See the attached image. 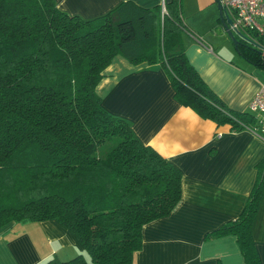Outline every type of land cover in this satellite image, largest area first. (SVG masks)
Here are the masks:
<instances>
[{"label": "trees", "instance_id": "1", "mask_svg": "<svg viewBox=\"0 0 264 264\" xmlns=\"http://www.w3.org/2000/svg\"><path fill=\"white\" fill-rule=\"evenodd\" d=\"M164 7L121 0L84 18L54 0H0V226L53 218L87 257L37 264H132L142 225L180 201L177 165L99 103L95 86L114 55L161 65L174 97L201 117L233 130L256 122L249 109L225 104L187 60L181 0ZM246 33L255 40L235 33V49L264 69V37ZM263 192L264 156L243 209L204 239L234 234L244 264H261L251 225Z\"/></svg>", "mask_w": 264, "mask_h": 264}, {"label": "crops", "instance_id": "2", "mask_svg": "<svg viewBox=\"0 0 264 264\" xmlns=\"http://www.w3.org/2000/svg\"><path fill=\"white\" fill-rule=\"evenodd\" d=\"M119 1L54 0L59 9L84 18L100 15ZM130 1L152 7L168 0ZM216 10L214 0H181V14L191 31L183 32L185 55L225 104L248 110L249 101L264 85V69L237 52L217 21ZM95 92L102 108L124 118L143 144L181 171L178 205L142 225L132 264H244L234 234L208 239L204 235L243 209L264 156V141L248 128L230 129L229 124H216L182 105L158 63H131L116 54L102 69ZM251 234L264 264V192ZM78 253L87 258L76 237L53 218L0 226V264H37L50 255L67 259Z\"/></svg>", "mask_w": 264, "mask_h": 264}, {"label": "built area", "instance_id": "3", "mask_svg": "<svg viewBox=\"0 0 264 264\" xmlns=\"http://www.w3.org/2000/svg\"><path fill=\"white\" fill-rule=\"evenodd\" d=\"M224 13L230 17L229 28L235 34L248 41L255 38L248 36L246 30L252 29L264 37V0H219ZM161 11H165L164 1L161 2ZM256 43H259L256 41ZM263 49L262 46L259 45ZM248 109L255 116L253 127L245 126L264 141V85H261L248 103Z\"/></svg>", "mask_w": 264, "mask_h": 264}, {"label": "water", "instance_id": "4", "mask_svg": "<svg viewBox=\"0 0 264 264\" xmlns=\"http://www.w3.org/2000/svg\"><path fill=\"white\" fill-rule=\"evenodd\" d=\"M216 3V8L218 10V17L220 18V23L222 24L225 32L227 33V35L229 36L230 40L232 41L234 47H236V38L234 36V33L232 32V30L229 28V23H230V17H228L223 9L221 8V5L219 3V0H214Z\"/></svg>", "mask_w": 264, "mask_h": 264}, {"label": "rangeland", "instance_id": "5", "mask_svg": "<svg viewBox=\"0 0 264 264\" xmlns=\"http://www.w3.org/2000/svg\"><path fill=\"white\" fill-rule=\"evenodd\" d=\"M215 5V4H214ZM217 11V14H218V10H216ZM214 22V26H216L217 27V30H218V34H220L222 37H224V36H226V33H224V31L222 32L221 31V29H220V25L218 24V23H216V21H213ZM261 22L263 23L264 22V20L262 19L261 20ZM207 23V22H206ZM203 24V23H202ZM204 24H205V21H204ZM224 38H226V37H224ZM103 149H106V146L105 145H101V146H99V148H98V151H102Z\"/></svg>", "mask_w": 264, "mask_h": 264}]
</instances>
